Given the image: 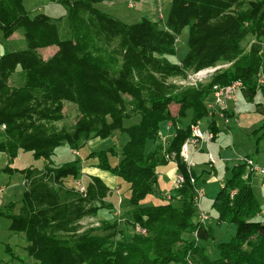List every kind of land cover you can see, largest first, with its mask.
Listing matches in <instances>:
<instances>
[{
  "label": "trees",
  "instance_id": "obj_1",
  "mask_svg": "<svg viewBox=\"0 0 264 264\" xmlns=\"http://www.w3.org/2000/svg\"><path fill=\"white\" fill-rule=\"evenodd\" d=\"M105 2L111 1L60 0L66 13L52 17L28 11L24 0H0L5 41L0 154L8 158L5 173L13 168L25 187L18 212L16 201L0 209L6 230L24 236V257L13 258L9 245L5 252L11 261L17 258L15 264H188L187 253L198 251L201 264H264V221L257 219L261 209L251 182L243 180L247 164L234 167L214 204L217 223L237 227L232 240L218 246L215 260L199 246L211 238L212 228L199 219L188 175L199 177L188 172L182 159L176 162L186 182L175 194H181L182 206L142 205L157 189L158 168L167 164L164 155L173 151L180 156L192 128L209 115L206 104L215 85L241 82L239 91L249 101L260 91L264 0H171L165 21L143 19L132 25L104 13L98 6ZM185 28L188 52L175 63L170 58L177 55V39ZM217 65L229 67L199 88L168 82ZM171 105L178 106L177 117ZM71 115L75 121L68 126ZM164 122H171L176 134L163 151ZM209 129L215 135L213 124ZM257 131L264 133V122ZM116 133L126 138L120 152H93L84 161L98 159L101 171L128 184L126 204L121 200L118 206L108 201L114 190L99 176H91L80 192L81 158L63 164L53 160L60 147L77 152ZM149 142L153 149L147 153ZM20 154L43 164L19 168ZM115 155L119 162L111 167ZM101 214L110 219L99 226L84 224Z\"/></svg>",
  "mask_w": 264,
  "mask_h": 264
},
{
  "label": "rangeland",
  "instance_id": "obj_2",
  "mask_svg": "<svg viewBox=\"0 0 264 264\" xmlns=\"http://www.w3.org/2000/svg\"><path fill=\"white\" fill-rule=\"evenodd\" d=\"M49 1L24 0V5L27 7V10L34 9V11H36L38 7H41L43 11L42 13L48 14L52 17H61L65 15V8L58 3L60 0ZM110 1L111 2L100 4L98 7L104 13L112 15L128 25L139 23L143 19H149L154 22H163L166 20L171 6V0ZM188 35L189 29L185 28L177 39V55L171 57V61L179 63L180 58H183L187 54ZM249 42L246 46L247 49H249L251 45V41ZM4 51L5 41L3 34L0 31V57ZM262 54H264V46L261 51V55ZM227 67H229V65H217L215 67L203 69L197 73L189 71L187 74L185 73L184 76L171 77L168 82L169 84L182 88H199L204 84H209L211 78L215 76L219 70L225 69ZM257 88H260V91H258L253 101H249L246 99L242 91H238L236 93L237 100H230L227 103V118H222L218 114L212 115L211 106L215 103V98L211 95L208 98V102L206 104L209 109V115L199 122L198 127L202 133L207 134L210 124H213L216 128L214 139L210 142H208L206 139L197 147L194 145L188 146L187 164L191 167L195 175L199 177L197 179L192 173V176L188 175L190 178V185L193 191H196V189L199 187L204 190L205 194L201 200V208L202 211L206 212L209 216L206 226L212 228L211 238L206 242L200 241L199 246L204 248L207 256L213 260L219 258L218 246L222 242H228L232 240L237 230V227L234 223L223 222L221 225L217 223L219 215L214 204L218 198L219 192L223 186L233 177L234 167L243 164V162L239 159L240 157H250L259 165L258 167L264 168V138H260L261 136H264V133L260 131L255 132V130H258L264 122V70L259 71ZM170 109L174 117H177L179 109L178 106L171 105ZM71 110V106H69V111ZM74 121L75 118L73 115H71L65 124L69 126L73 124ZM131 123V121L127 122L129 125ZM175 130L176 128L173 126V124L171 125L169 122L160 124V133L162 137L159 141V144H163V151L167 149L168 145L172 142V136ZM1 132L2 130L0 129V134ZM125 140V137L120 136L119 133H116V136L108 139L93 140L89 142L85 148L77 152H72L67 146H63L57 150L56 156L53 160L57 164H63L77 158H81L84 161L85 158L93 152L107 151L111 148H114L118 153L120 152ZM152 149L153 144L149 142L146 147L147 153H150ZM181 150L182 147L180 151ZM167 156L168 154L164 155V161L167 164H164L158 168L159 176L157 189L142 202L143 206H157L167 203H171L176 207L182 206V203L180 202V199L182 198L181 194L175 195L177 194L175 182L177 176L179 175L178 164L176 161H179V159H182L183 162L185 161L181 157V152L180 156L179 153H176L174 158L175 161H169ZM109 161L111 167H115L119 162V157H117V155L111 156ZM6 164L8 165V162L6 161L0 163V189L3 187L5 188V190L0 195V209L5 207V203L8 202V204H10V202L16 201L17 204L15 212H18L20 200L22 199L25 187L21 182V174H15L13 168L8 169L9 173L13 172L12 174L5 173L4 169L7 167ZM42 164V160L35 161L29 154L20 155L15 162V165H17L19 168L30 167L32 165L40 167ZM246 170L248 173L243 177V180L245 182H251L254 195L258 200L261 209L257 219L259 221H264V179L248 166ZM92 174L101 175V177L114 188L113 195L108 201L114 203L116 206L120 204L121 200H123V203H125V199L128 197V184H126L123 179L112 175L110 172L102 173L97 171L92 172ZM248 175H252V177L248 178ZM192 178L195 179V184L192 183ZM88 180L90 179L86 177L82 178L80 181L84 186ZM234 192L237 193L238 190L235 189ZM124 210L126 212L128 210L132 211L133 208ZM121 213L123 214L124 212ZM107 218L110 219V217L107 215L101 214V216H99L95 221L93 219H89L84 224H93V226H99L101 221ZM5 225L6 223L0 220V261L6 259V261H8L7 264H15V260H17V258L11 261V255L5 252L7 245L12 248V252L14 254L13 258L15 256L23 258L26 241L22 234H11L8 230H6ZM191 235L194 234L192 233ZM187 255H190L191 259L189 260L193 264H201V251H198L196 255L188 252Z\"/></svg>",
  "mask_w": 264,
  "mask_h": 264
},
{
  "label": "built area",
  "instance_id": "obj_3",
  "mask_svg": "<svg viewBox=\"0 0 264 264\" xmlns=\"http://www.w3.org/2000/svg\"><path fill=\"white\" fill-rule=\"evenodd\" d=\"M242 86L241 82H235L231 85L226 86H219L215 85L213 87V97L215 98V103L211 106V112L212 115L218 114L220 117H225V112H227L228 108V101H236V93L239 91L240 87ZM4 129V127H2ZM208 140V142L212 141L214 139L213 132L209 129L207 131V134H204L201 132L198 126H194L192 128V135L188 140L183 144L182 150H181V157L184 159L185 163L188 161V146L194 145L198 146L200 143H203L205 140ZM176 156V152H170L168 153L167 158L169 161H175L174 158ZM244 164H247L249 168H251L253 171L258 173L262 178H264V168L258 167L255 162L252 159H249L247 157L245 158H239ZM191 167L188 165V172L190 173ZM192 183L195 184V179H191ZM185 184V177L179 173V175L176 178L175 182V188L180 189ZM77 186L79 187V190L81 193H84L85 187L83 186V183L77 182ZM196 197H195V205L199 211V219L206 224L207 220L209 219V216L206 212L202 211L201 208V200L204 196V190L202 188H197L196 191ZM188 264H193L190 260H188Z\"/></svg>",
  "mask_w": 264,
  "mask_h": 264
},
{
  "label": "crops",
  "instance_id": "obj_4",
  "mask_svg": "<svg viewBox=\"0 0 264 264\" xmlns=\"http://www.w3.org/2000/svg\"><path fill=\"white\" fill-rule=\"evenodd\" d=\"M49 1V0H48ZM50 2V1H49ZM51 3H53V2H51ZM25 8L27 9V7L25 6ZM28 11H30V12H33V13H35V12H43L42 11V9H41V7H38L37 8V10L36 11H34V9H31V10H29L28 9ZM171 125H172V123L171 122H169ZM176 131V130H175ZM175 131H174V134H173V136H172V140H173V138H174V136H175ZM162 137V136H161ZM164 143V142H163ZM20 155H22V154H20ZM19 155V156H20ZM30 155V154H29ZM247 158H249V157H247ZM249 159H252V158H249ZM253 160V159H252ZM3 161H6V162H8V158L5 156V155H3V154H0V163L1 162H3ZM254 161V160H253ZM255 162V161H254ZM255 164L257 165V166H259L256 162H255ZM7 165V164H6ZM98 160L97 159H88V160H86V161H84V163H83V167H84V170H83V173L85 174V175H83V178H91V176H99V177H101V175H99V174H97V175H94V174H92V172H102L103 173V171H101L98 167ZM11 174V173H10ZM102 178V177H101ZM103 179V178H102ZM10 180H12V179H10ZM104 181H105V179H103ZM21 182H22V180H21ZM106 182V181H105ZM107 183V182H106ZM108 184V183H107ZM109 185V184H108ZM9 186V185H8ZM109 187L111 188V189H114L111 185H109ZM263 187H264V184H263ZM5 190V188L3 187V188H1L0 189V195L2 194V192ZM10 202V201H9ZM8 204V202L7 203H5L4 205L6 206ZM125 211V210H124ZM6 223V225H5V227L7 228L8 227V222H5Z\"/></svg>",
  "mask_w": 264,
  "mask_h": 264
}]
</instances>
